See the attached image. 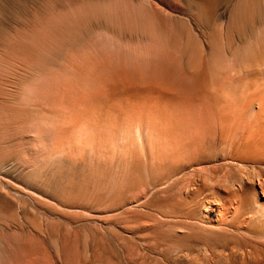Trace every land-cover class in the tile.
<instances>
[{"label":"bare ground","instance_id":"obj_1","mask_svg":"<svg viewBox=\"0 0 264 264\" xmlns=\"http://www.w3.org/2000/svg\"><path fill=\"white\" fill-rule=\"evenodd\" d=\"M214 1H173L207 35L162 0L71 1L54 38L139 42L142 120L113 145L112 220L19 233L10 264H264V0Z\"/></svg>","mask_w":264,"mask_h":264},{"label":"rangeland","instance_id":"obj_2","mask_svg":"<svg viewBox=\"0 0 264 264\" xmlns=\"http://www.w3.org/2000/svg\"><path fill=\"white\" fill-rule=\"evenodd\" d=\"M71 1L0 0V264H10L19 233H76L77 220H112L113 150L142 120L139 42L106 30L82 43L54 38L50 30L70 25ZM162 1L205 35L216 27L202 10ZM178 21L172 33L184 29Z\"/></svg>","mask_w":264,"mask_h":264}]
</instances>
